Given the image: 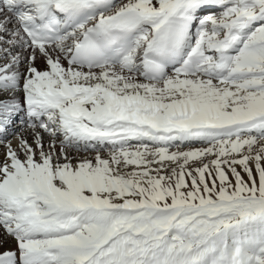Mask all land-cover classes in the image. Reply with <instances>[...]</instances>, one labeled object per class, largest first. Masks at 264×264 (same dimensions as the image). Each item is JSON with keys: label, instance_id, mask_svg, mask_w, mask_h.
Masks as SVG:
<instances>
[{"label": "snow or ice", "instance_id": "6c2138e0", "mask_svg": "<svg viewBox=\"0 0 264 264\" xmlns=\"http://www.w3.org/2000/svg\"><path fill=\"white\" fill-rule=\"evenodd\" d=\"M0 144V264H264V0H0Z\"/></svg>", "mask_w": 264, "mask_h": 264}, {"label": "bare ground", "instance_id": "6f19581e", "mask_svg": "<svg viewBox=\"0 0 264 264\" xmlns=\"http://www.w3.org/2000/svg\"><path fill=\"white\" fill-rule=\"evenodd\" d=\"M15 140H13V145H15ZM3 153H4V145L0 144V160L3 159Z\"/></svg>", "mask_w": 264, "mask_h": 264}, {"label": "rangeland", "instance_id": "374dc122", "mask_svg": "<svg viewBox=\"0 0 264 264\" xmlns=\"http://www.w3.org/2000/svg\"><path fill=\"white\" fill-rule=\"evenodd\" d=\"M238 170H239V168H238ZM242 175H243V173H242Z\"/></svg>", "mask_w": 264, "mask_h": 264}]
</instances>
